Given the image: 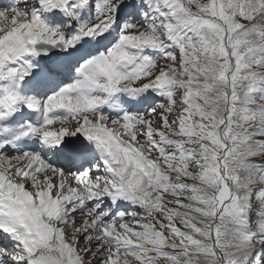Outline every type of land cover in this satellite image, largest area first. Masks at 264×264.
Masks as SVG:
<instances>
[{
    "label": "snow or ice",
    "instance_id": "snow-or-ice-1",
    "mask_svg": "<svg viewBox=\"0 0 264 264\" xmlns=\"http://www.w3.org/2000/svg\"><path fill=\"white\" fill-rule=\"evenodd\" d=\"M0 242L264 264V0H0Z\"/></svg>",
    "mask_w": 264,
    "mask_h": 264
},
{
    "label": "rangeland",
    "instance_id": "rangeland-1",
    "mask_svg": "<svg viewBox=\"0 0 264 264\" xmlns=\"http://www.w3.org/2000/svg\"><path fill=\"white\" fill-rule=\"evenodd\" d=\"M257 208H258V202H257ZM253 216H255V212L253 213Z\"/></svg>",
    "mask_w": 264,
    "mask_h": 264
},
{
    "label": "water",
    "instance_id": "water-1",
    "mask_svg": "<svg viewBox=\"0 0 264 264\" xmlns=\"http://www.w3.org/2000/svg\"><path fill=\"white\" fill-rule=\"evenodd\" d=\"M53 58H56L55 56Z\"/></svg>",
    "mask_w": 264,
    "mask_h": 264
}]
</instances>
